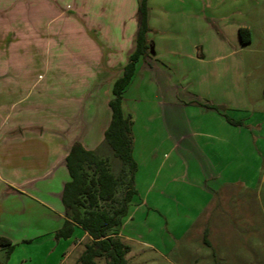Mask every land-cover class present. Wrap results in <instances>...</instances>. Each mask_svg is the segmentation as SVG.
Returning <instances> with one entry per match:
<instances>
[{
  "label": "crops",
  "instance_id": "0c3cea01",
  "mask_svg": "<svg viewBox=\"0 0 264 264\" xmlns=\"http://www.w3.org/2000/svg\"><path fill=\"white\" fill-rule=\"evenodd\" d=\"M66 1L0 0V236L14 245L7 264H19L17 246L39 240L48 252L84 249L89 236L78 226L67 239L54 237L70 179L65 157L75 141L112 155L103 139L108 102L135 49L138 0H77L75 10ZM147 2L150 47L122 99L132 119L136 194L118 235L127 260L142 243L164 259L173 253L170 264H211L195 247L194 225L209 211L198 232L210 247L229 197L251 207L245 197L263 182L260 168L244 159L256 155L253 136L223 115L234 50L205 21L229 18L231 0H211L209 11L202 0ZM38 51L54 54L35 78Z\"/></svg>",
  "mask_w": 264,
  "mask_h": 264
},
{
  "label": "rangeland",
  "instance_id": "374dc122",
  "mask_svg": "<svg viewBox=\"0 0 264 264\" xmlns=\"http://www.w3.org/2000/svg\"><path fill=\"white\" fill-rule=\"evenodd\" d=\"M202 1H205L207 8L202 5L201 8L209 11L211 0ZM61 3L63 5L68 3L71 10H75L78 6L77 0ZM233 3L231 0L229 4V18L219 22L218 20L212 22L205 18V21L220 38H222L220 30H223V37L225 40L229 39V47L234 50L227 58L229 85L224 83V87L229 86L231 96L229 103L224 104V110L230 118L239 119L241 124L238 125L251 131H245L246 137L253 136L256 155L248 157L246 154L244 159L249 163L252 159L255 170L260 168L263 182L259 188L256 185L255 194L252 192V196L245 197V204H253L251 207L242 208L239 195L229 197V200L225 202V205L229 206V209L224 212L225 226L219 232L209 233L210 247L201 243V240L206 237L201 225H204L208 219L209 211L203 213L192 232L199 242L195 247L200 246L209 253L211 264H264V0H239L235 2L236 4ZM236 26L249 29L250 42H241L235 33ZM228 34L229 37H227ZM53 54V51L37 52L38 65L32 70V77L37 78L38 73H44L42 65L44 61L52 59ZM246 151L248 153V149ZM235 158L238 156L230 154L231 160ZM200 228L202 231L199 233ZM144 237L149 238L148 235ZM134 249V256L128 259L130 264H170L168 260H174L173 253L168 255V259H164L151 247L142 243L136 245ZM82 250V246L73 248L68 245L65 254H61L59 249L48 252L44 241L39 240L17 246V263L77 264ZM148 256L153 259L147 260ZM7 262L5 250L1 249L0 264H7ZM95 264H105L104 258L96 259Z\"/></svg>",
  "mask_w": 264,
  "mask_h": 264
},
{
  "label": "trees",
  "instance_id": "16d2710c",
  "mask_svg": "<svg viewBox=\"0 0 264 264\" xmlns=\"http://www.w3.org/2000/svg\"><path fill=\"white\" fill-rule=\"evenodd\" d=\"M147 1L138 0L135 49L122 74L114 81L112 98L108 102L110 121L103 139L112 152L111 157L85 149L78 141L71 145L65 157L70 179L64 183L61 194L64 221L54 237L56 240L69 238L76 226L87 233L89 241L84 244L77 264H95L98 258H104L105 264H130L126 259L129 247L118 233L136 194V162L132 156V119L124 115L122 99L137 62L148 54L150 47L147 40ZM238 33L242 43L250 42L248 28L239 27ZM206 105L222 109L212 104ZM223 115L231 124H241L227 114ZM13 248L14 245L7 238L0 236V249L5 250L7 258Z\"/></svg>",
  "mask_w": 264,
  "mask_h": 264
},
{
  "label": "water",
  "instance_id": "95a60500",
  "mask_svg": "<svg viewBox=\"0 0 264 264\" xmlns=\"http://www.w3.org/2000/svg\"><path fill=\"white\" fill-rule=\"evenodd\" d=\"M264 94V93H263Z\"/></svg>",
  "mask_w": 264,
  "mask_h": 264
}]
</instances>
